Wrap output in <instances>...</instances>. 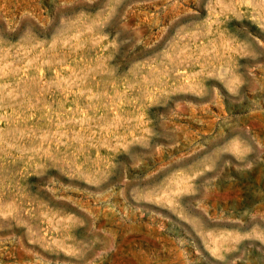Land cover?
<instances>
[{
    "label": "rangeland",
    "instance_id": "374dc122",
    "mask_svg": "<svg viewBox=\"0 0 264 264\" xmlns=\"http://www.w3.org/2000/svg\"><path fill=\"white\" fill-rule=\"evenodd\" d=\"M0 264H264V0H0Z\"/></svg>",
    "mask_w": 264,
    "mask_h": 264
}]
</instances>
